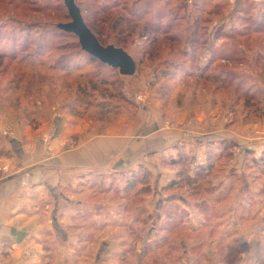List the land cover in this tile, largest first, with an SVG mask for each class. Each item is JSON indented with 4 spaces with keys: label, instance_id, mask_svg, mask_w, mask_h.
<instances>
[{
    "label": "rangeland",
    "instance_id": "1",
    "mask_svg": "<svg viewBox=\"0 0 264 264\" xmlns=\"http://www.w3.org/2000/svg\"><path fill=\"white\" fill-rule=\"evenodd\" d=\"M116 1L123 4L125 0H76V3L84 15L98 23L103 38H107L104 46H114L118 38L127 40L126 52L136 61V73L132 77L100 66L97 60L81 51L76 37L58 29L60 24L70 22L64 0H0V143L3 141L1 133L9 139L17 134L16 138H21L23 129L37 138L46 132L54 118L64 114L80 117L70 110L87 111L83 119L98 123L99 116L93 109L87 110L77 103L82 97L77 89L100 79L108 82L109 92L116 95L111 105L115 111L116 108L120 111L117 119L105 123L114 122L112 125L98 124L103 131L115 126L123 111L132 122L138 119L139 112L150 111L151 118L159 116L161 125L173 128H191L192 124L200 128L201 122L205 128L208 123L216 122L231 130L264 125V117L259 119L261 113L264 114V0H142V4L151 3L150 12L145 15L148 23L162 24L163 31L173 36L172 40L163 41L155 40L153 29L141 33L132 30L127 23L116 29L110 27L111 22L102 9ZM128 1L134 4L138 0ZM171 25L174 26L167 31ZM14 58L15 63L10 60ZM19 62L21 65H15ZM63 73L70 76L58 81ZM85 76L91 81L86 82ZM198 78L225 79L232 87L226 90L217 87L212 99L215 87ZM72 104L76 107H71ZM209 115L215 121H211ZM197 116L203 119L198 121ZM181 149L180 155L162 158V166L174 163L181 156L190 161V150L187 146ZM252 163L257 165V159ZM206 167L198 169L192 163L189 176L204 173ZM172 170L178 172L180 168ZM245 172L252 175L257 171L246 169ZM128 178L134 179L135 174ZM212 178L200 182L201 188L184 183L167 189L165 192L169 195L178 196V202L163 209L161 214H151L153 219L139 227L135 236L131 235L133 229L121 228L119 232H123L122 238L129 240L128 246L136 243L139 254L150 246L151 253L143 260L135 253H127L118 259L119 264H256L246 256L255 246L240 245L238 240L253 235L252 244L260 243L264 232L243 230L238 232V237L218 223L222 216L213 212L215 205L209 181ZM104 181L105 187L109 181ZM115 198L118 199L112 200L121 204L120 210L130 201L126 205L131 206L130 214L124 215V223L136 218L134 209H142L146 204L144 197L135 201ZM179 198H183V202ZM201 201L209 203L207 215L215 213V219L205 218L209 223L207 228L202 225L200 230H194L190 213ZM159 216L161 221H157ZM177 224L182 228L171 230ZM143 236L147 240L145 246L140 244ZM207 239L213 245H208ZM228 240L232 246L227 245Z\"/></svg>",
    "mask_w": 264,
    "mask_h": 264
},
{
    "label": "crops",
    "instance_id": "2",
    "mask_svg": "<svg viewBox=\"0 0 264 264\" xmlns=\"http://www.w3.org/2000/svg\"><path fill=\"white\" fill-rule=\"evenodd\" d=\"M138 115L132 122L123 111L107 131L94 120L64 114L37 138L23 129L21 138L1 133L0 154L10 152L13 158L0 156V264H119L129 244L119 232L125 214L114 199L95 194L99 179L123 190L132 173L147 169L151 190L143 196V209L161 214L178 202V196L165 192L176 180L175 163L166 168L162 158L184 146L202 169L217 162L227 143H237L229 161L218 160L224 169L209 180L213 212L220 213L218 223L233 236L243 230L264 232L263 124L231 130L216 122L205 128L201 122L200 128H173L161 125L159 116L151 118L150 111ZM254 158L257 165L250 164ZM246 169L257 172L249 175ZM190 214L192 228L200 230L202 213L196 208ZM252 238L244 236L238 244L255 246L246 256L264 264V234L260 243L252 244ZM142 239L145 246L146 236ZM227 245L233 244L228 240Z\"/></svg>",
    "mask_w": 264,
    "mask_h": 264
},
{
    "label": "trees",
    "instance_id": "3",
    "mask_svg": "<svg viewBox=\"0 0 264 264\" xmlns=\"http://www.w3.org/2000/svg\"><path fill=\"white\" fill-rule=\"evenodd\" d=\"M142 3H143L142 0H140V1L138 0L134 4H131L128 0H125L123 4H120L119 2L116 1L114 4L104 7L102 10H105V14L108 18L107 20H109L111 22L110 27H112V28L114 27L116 29L121 24L127 23L126 25L131 26L132 30L140 31L141 33L142 32H149V30L153 29L154 35H155V40L163 41V40L171 39L173 36L167 34L166 31H163L162 24H160V23L149 24L148 23L149 20L145 19V15L147 12H150V10L148 8L151 7V3L150 2H146L145 4H142ZM78 7H79V5H78ZM80 10L82 12V15H83V18L85 20L86 25L93 32V34L97 37L99 42L104 46V43L106 42L107 38L106 37L103 38V34L100 32V28H99L98 23H95L96 22L95 20H91L88 15H84L81 8H80ZM141 11H143V12H141ZM68 18H69V21H71V19L69 17V13H68ZM172 26H174V25H171L170 28H167V29L164 28V29L169 31V29H172ZM63 33L76 37L73 34H69L66 32H63ZM155 40H153V41H155ZM113 44L115 47L121 48V49L126 51V48H127L126 44H128V43H127L126 39L118 38L115 40V42ZM80 48H81V46H80ZM81 51L83 53H85L87 56H89L90 58L97 60L96 58H94V57L90 56L89 54H87L86 52H84L82 50V48H81ZM128 54L130 55L129 52H128ZM130 56L132 57V55H130ZM10 60L13 63H15V61H16L15 58L10 59ZM97 61L99 62L100 66L101 65L107 66V65L101 63L99 60H97ZM134 61H135V59H134ZM135 64H136V61H135ZM15 65H21V62L16 63ZM50 69L52 71H55L54 68H50ZM112 69H114V68H112ZM115 70H118V69H115ZM69 76H70L69 73H63L58 78V81H63L66 77H69ZM83 78L86 82L91 81V80H89L88 76H85ZM198 80L204 81L208 84L210 83L211 85H213L215 87V88H213V90L211 92L212 99L215 96L217 87L221 88L223 90H226V87H232V84L229 82L226 83L225 79L213 78L210 80L208 78L207 79L206 78L205 79L204 78H198ZM219 80H221L222 82H219ZM108 86H109V84H108V82H106V80L100 79V80H96V83H94V84L89 83L87 85H81V87L78 88L79 90L77 89V91H80V93L82 95V97H80L78 99L77 103H79L80 106L86 107L85 109H87V110L93 109L99 116L98 124H103V125H105L106 121H110V120L113 121L120 116V111L117 108H116L117 111H115V108L111 105V101L116 98V95L115 94L113 95V93L109 92ZM108 93H110V94H108ZM97 95L100 97V99H97ZM193 98H194V96H193ZM212 101H214V100H212ZM71 107L74 108L76 106L74 104H72ZM78 111L73 112L70 110V112L72 114L77 115V117L80 116L79 118H84L83 116H86L88 113L87 111H79V112ZM255 113H256V111H254L253 115H255ZM259 117H260L259 119H262L264 117V114L261 113V116H259ZM112 123H114V122H111V124H106L104 127H108L109 125H112ZM234 147H235V145L233 143H227L225 146V150H224L223 154H221L219 159L223 157L225 159L224 162L229 161L232 158V155H233L232 149ZM182 151H183L182 149H179V151H178L179 155L182 154ZM0 156L1 157H10L11 153L10 152H1ZM218 160L216 162V160L213 159L212 161L208 162V165L206 167L207 170L204 173H197V175L191 177V176H189V170H190L192 163H194V159L191 157L190 161H188V159H186L182 156L178 157L174 162L175 163L174 166L179 167L180 170H178V172H177L176 180H174L169 185L170 187L168 189L180 187L184 183L193 184V186H197L198 188H201L200 182L201 183L206 182L209 177L214 176L216 173H218V171H220L221 169H224V164L221 163L220 161L218 162ZM252 162H253V160H251L250 164L254 165V163H252ZM199 171H201V170H199ZM150 180H151V173L147 169L145 170L144 168H141L135 174L134 179L130 180V178H129L128 180H126L124 182L123 190L115 188V185H117V184L114 183V186H113L112 182H110L107 186L104 187V185L106 183L103 179L100 178L99 183L97 184V189L95 190V194H97L99 196L111 197L112 199H118V198H115L116 196L121 197V198H130L131 200L135 201L137 199H142L143 196H145V194H148L150 192V190H151V187L149 185ZM121 192L123 193V196H122ZM128 203H130V201ZM128 203L123 204L125 206L121 209L122 213H124L125 215L127 214V216H128V214H130L129 209L131 207V206H126ZM207 203H206V201H201L197 204V208L200 210L202 215H204L203 216L204 219L202 221V225H203L204 229H206L207 226L209 225V223L207 221H205V218H207V220L210 217H213L215 219V213H213L212 216L208 217V215H207V209H208ZM208 205H209V203H208ZM134 213H136V218L133 216L134 218H131V222H127V223L122 222L121 223L122 228L131 229V230L133 229V232H131L132 236H135L137 234L139 227L146 225L149 220L153 219V217L151 215H148L147 211L143 208L142 209L137 208L136 210L134 209ZM145 215H147L146 218H144ZM123 218H125V217H123ZM137 219H141L145 223L141 224V222L138 221ZM135 227H138V228H135ZM212 227L214 229V226H212ZM178 228H182V227H179V225L177 224L175 227L173 226V228L171 230L178 229ZM127 236H130V235L127 234ZM133 243H131V246L129 245L127 247V253H135L140 258V260L141 259L143 260L144 257H146L149 253H151L150 252L151 251L150 246H149L148 248H146L144 250L145 252L142 251V253L139 254L136 251V243H134V245H133ZM133 248L135 249V251ZM123 256H125V254H123L121 257H123ZM160 261H162V260H160Z\"/></svg>",
    "mask_w": 264,
    "mask_h": 264
},
{
    "label": "water",
    "instance_id": "4",
    "mask_svg": "<svg viewBox=\"0 0 264 264\" xmlns=\"http://www.w3.org/2000/svg\"><path fill=\"white\" fill-rule=\"evenodd\" d=\"M65 7L69 13L71 21L60 24L58 29L75 35L84 52L96 58L101 63L118 69L121 76L132 77L136 73L134 59L123 49L113 45L103 46L93 32L86 25L82 12L76 0H64Z\"/></svg>",
    "mask_w": 264,
    "mask_h": 264
},
{
    "label": "built area",
    "instance_id": "5",
    "mask_svg": "<svg viewBox=\"0 0 264 264\" xmlns=\"http://www.w3.org/2000/svg\"><path fill=\"white\" fill-rule=\"evenodd\" d=\"M3 170H4L5 172H7V168H4Z\"/></svg>",
    "mask_w": 264,
    "mask_h": 264
}]
</instances>
